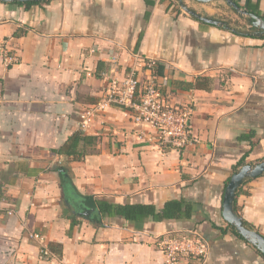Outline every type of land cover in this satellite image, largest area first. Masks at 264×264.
<instances>
[{"label":"crops","instance_id":"crops-1","mask_svg":"<svg viewBox=\"0 0 264 264\" xmlns=\"http://www.w3.org/2000/svg\"><path fill=\"white\" fill-rule=\"evenodd\" d=\"M235 1L264 14V0ZM170 5L0 1V47L16 57L6 65L0 51V264H166L159 238L176 235L209 246L206 259L179 264H264L255 246L219 229L228 225L223 200L234 166L247 152L249 163L264 160V38ZM133 70L154 78L170 104L191 109L187 147L158 144L117 104L80 129L81 112L107 98L103 72L124 79ZM79 131L98 141L71 161L59 150ZM242 186L238 212L264 235V174ZM181 199L194 203L191 218L135 223L91 208L101 200L161 209Z\"/></svg>","mask_w":264,"mask_h":264},{"label":"built area","instance_id":"built-area-1","mask_svg":"<svg viewBox=\"0 0 264 264\" xmlns=\"http://www.w3.org/2000/svg\"><path fill=\"white\" fill-rule=\"evenodd\" d=\"M0 51L6 65L16 62V57L5 47H0ZM154 64L153 60L146 62L148 68H153ZM102 75L110 84L107 98L96 108L81 112V130H87L98 110L105 109L110 104H117L130 109L137 124H145L152 128L160 145L182 150L193 141L189 131L191 109L170 104L154 78L142 81L134 70L124 79H117L108 71H104ZM32 236L43 240L39 233ZM159 239L166 256V264H179L186 257L202 260L208 257L209 246L201 236L176 235ZM41 252L45 257L51 254L47 246H43Z\"/></svg>","mask_w":264,"mask_h":264},{"label":"trees","instance_id":"trees-1","mask_svg":"<svg viewBox=\"0 0 264 264\" xmlns=\"http://www.w3.org/2000/svg\"><path fill=\"white\" fill-rule=\"evenodd\" d=\"M48 0H45L43 2H46ZM166 1V0H161ZM171 2V5H173V2ZM18 4H23L26 6H30L32 4H36L39 2H17ZM246 9L249 12L255 13L258 16H261L264 18V14L259 9L258 4H251L249 3ZM194 12H196L194 9L191 8ZM192 17L196 18L195 15H192ZM248 24L250 25V28L248 26L246 27L240 24L239 22L234 23L232 25L236 31L235 33L239 35H245V36H252V37H258L253 34L254 31H259V28H256L252 26L253 19L250 17H247ZM230 23V22H229ZM231 24V23H230ZM261 38H264V36H259ZM157 73L163 74L164 73V65L160 64L158 62H155L153 68ZM252 135H244L241 136L240 139H252ZM98 141L97 136L88 135L82 131L77 132L71 140L63 146L59 152L65 155L68 159L71 161H77L85 157L86 154L90 152V150L96 145ZM254 141L251 140V145H254ZM248 152L237 162V164L234 166V173L238 171L242 166L248 164L247 162ZM228 184V183H227ZM243 186L239 188V191L242 189ZM238 191V192H239ZM193 207L194 203L191 201H187L185 199L181 200H170L165 203L163 208L157 209V207L153 204H115L110 203L107 201H101L99 200L97 204H93L91 208L95 210H99L101 215L106 216H114V215H121L128 220L138 223L143 222L144 220H147L149 218H153L156 221H162L165 219H183V218H191L193 215ZM235 212L239 217L242 218L245 225H247L249 228L255 229L254 226H252L248 221H246L238 212L237 205L235 202ZM77 220H75L76 222ZM223 233H226L228 230L235 233L240 238L244 239L242 235L230 224H228L226 227H219ZM245 240V239H244ZM247 243H249L247 240H245ZM254 246V245H253ZM257 248V247H256ZM258 252L264 257V254L257 248Z\"/></svg>","mask_w":264,"mask_h":264},{"label":"water","instance_id":"water-1","mask_svg":"<svg viewBox=\"0 0 264 264\" xmlns=\"http://www.w3.org/2000/svg\"><path fill=\"white\" fill-rule=\"evenodd\" d=\"M3 2H43L45 0H0ZM181 7L188 13L195 15L199 20L210 23L215 26L224 27L233 32L236 29L227 21H221L214 19L212 16L202 15L198 12H194L188 7L184 0H179ZM202 3H209L219 0H196ZM229 6H231L236 12L242 16L250 17L253 19L252 26L259 28V31H254L253 34L256 36H264V18L256 15L255 13L249 12L246 8L242 7L235 0H223ZM264 174V160L257 163H248L242 166L238 171H236L230 178L224 193L223 200V217L226 222L232 225L250 244L257 247L264 254V235H262L256 229L249 228L245 225L241 217L235 212V202L239 188L246 182V180L251 178H256Z\"/></svg>","mask_w":264,"mask_h":264},{"label":"rangeland","instance_id":"rangeland-1","mask_svg":"<svg viewBox=\"0 0 264 264\" xmlns=\"http://www.w3.org/2000/svg\"><path fill=\"white\" fill-rule=\"evenodd\" d=\"M169 1L173 2V8H174L175 12L176 11L182 12L184 10L181 7V3H180L179 0H169ZM184 3L188 7L194 9L199 14L212 16L214 19H218V20H221V21H227L228 23L230 22L231 25H234V23L239 22L243 26L246 25V27L248 26V28H250V25L248 24V21H247V17L246 16H242L241 14L236 12L231 6H229L223 0L213 1V2H209V3H202V2H198L196 0H184ZM204 4H206V5H204ZM206 7H210L214 11L213 12L210 11L212 13H208L205 10Z\"/></svg>","mask_w":264,"mask_h":264}]
</instances>
